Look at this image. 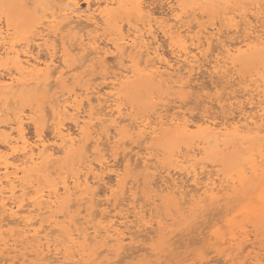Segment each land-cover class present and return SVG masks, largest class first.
<instances>
[{"label":"bare ground","instance_id":"6f19581e","mask_svg":"<svg viewBox=\"0 0 264 264\" xmlns=\"http://www.w3.org/2000/svg\"><path fill=\"white\" fill-rule=\"evenodd\" d=\"M81 1L34 0L36 12L27 13L30 31L37 35L22 42L27 31L19 30L0 0V264H116L127 253L124 259L132 251H145L140 238L150 241L151 233L160 236L155 243L161 248L134 257L140 264H165L162 253L174 236L184 234L179 230L221 208L226 212L219 221L223 226L208 219L210 230L218 228L208 232L210 238L202 231L221 262L224 257V264L240 263L237 255L247 249L252 219L257 220L253 237L258 243L249 244L264 247V72L259 70L264 65V0H164L169 13L157 12L158 0ZM201 4L206 8L198 15L194 6L201 9ZM205 12L212 20L203 21ZM242 65L254 79L235 78ZM203 71L213 87L202 86L201 80V86L195 85ZM219 85L233 94L225 91L228 97L213 98L209 92ZM162 89L178 95V106L168 110L163 104L157 110L159 104H154L152 115L151 109L136 117L125 102L138 91L153 95ZM198 98L217 112L206 111L208 106L203 115L197 112L199 117L181 111ZM20 102L29 106L30 115L18 108ZM245 104L256 110L247 111ZM28 125L35 129L33 138ZM149 142L164 150L166 162ZM197 142V153L177 155L180 145L185 150ZM236 142L247 154L239 153L246 157L230 166L226 176L215 166L208 170L206 162L201 165L213 146ZM132 145L138 149L134 154ZM121 154L123 174L109 161ZM173 158L181 165L176 163L175 172L165 168ZM109 175L115 176L114 185L107 183ZM140 189L153 194L145 203ZM158 201L174 208L169 219L154 216ZM179 219L176 233L172 226ZM166 220L173 223L165 225ZM203 247L193 254L208 250ZM254 250V260L246 257L244 263L264 264V252Z\"/></svg>","mask_w":264,"mask_h":264},{"label":"rangeland","instance_id":"374dc122","mask_svg":"<svg viewBox=\"0 0 264 264\" xmlns=\"http://www.w3.org/2000/svg\"><path fill=\"white\" fill-rule=\"evenodd\" d=\"M31 1V2H30ZM81 1V0H80ZM159 1V2H158ZM157 1V4H155L156 6H157V12L158 13H166V12H168L169 13V9H167L168 8V5L167 6H165L164 5V3L165 2H167L166 0H165V2H164V0H162V1H160V0H158ZM6 2V3H5ZM11 2V4H9ZM15 2V3H14ZM14 2H13V0H2V3L3 4H5V5H3L2 7H3V9H5V10H8V11H10L11 13H12V16H13V18H14V20H15V22H16V24L17 25H19V30L21 29V31H24V30H26L27 31V34L24 36V39L22 38L21 39V41L22 42H26L27 41V39H28V37H30L29 39L31 40V38L32 37H34V36H36L37 34H36V32H34V31H30V26L31 25H29L30 24V14H34L35 12H36V4H33L34 3V0H14ZM25 2V3H24ZM30 2V3H29ZM160 2H162L161 4H160ZM164 2V3H163ZM22 3H23V5H22ZM36 3V2H35ZM81 4H82V6L83 7H85V5L83 4V2L81 1L80 2ZM159 3V4H158ZM162 5V6H161ZM25 7V8H24ZM28 7V8H27ZM162 7V8H161ZM196 7H199L198 5H196V6H194V8L196 9V13H197V11L199 12V13H197L198 15H200V12H204V10H205V8H206V5H204V4H201V6H200V8L201 9H198V8H196ZM19 8V9H18ZM21 8V9H20ZM159 8V9H158ZM204 8V9H203ZM27 10L26 12L25 11H23V10ZM155 9V10H156ZM188 9H190V8H188ZM19 10V11H18ZM32 10H33V12H32ZM23 11V12H22ZM31 13H30V12ZM207 11V10H206ZM30 13V14H28V13ZM209 13H210V11H208ZM209 13H207V12H205L204 13V17H203V21H209V20H212L211 18H212V16L209 14ZM27 14L29 15V16H27ZM0 15H1V12H0ZM208 15H209V17H208ZM19 18H21L20 20H19ZM22 20V21H21ZM21 22V23H20ZM20 23V24H19ZM27 38V39H26ZM161 40V41H160ZM21 42V43H22ZM159 42H160V44L162 45V47L163 48H165V51L167 50L168 51V53H169V46L167 47V45H168V42L162 37V35H160V37H159ZM166 43V45H164ZM166 51V52H167ZM238 67V66H237ZM240 68V69H239ZM239 68H236L237 70H236V73H237V76L235 75V78H239V77H241L240 79H242V81H244L247 77H246V75L248 76V78L246 79L247 81H249L248 79L250 78V74H249V70L247 69V67L246 66H244V65H242L241 67H239ZM238 70H240V71H238ZM248 71V74H247V71ZM259 70L260 71H263L264 72V65H262V66H260V68H259ZM238 72H239V74H238ZM203 73V74H202ZM202 73H199V74H202V75H199V79H198V77H195L194 76V79H198V80H196L195 81V85L196 86H201L200 84V80H201V82H202V86L204 85V83H205V85L206 84H208L207 86H209V87H213L212 85H211V83H208V82H210V80L208 79V81H206L204 78H205V76L207 77V74L206 75H204L205 73H204V71L202 72ZM243 74V75H242ZM251 74H253V73H251ZM203 77L202 79H204L203 81H202V79H201V77ZM245 76V77H244ZM255 75H253V77H254ZM252 76H251V78L250 79H254ZM244 78V79H243ZM207 79V78H206ZM240 79H235V82H236V84L237 83H239L241 80ZM239 82H238V81ZM198 81V82H197ZM196 82L198 83V85L196 84ZM204 82V83H203ZM245 82V81H244ZM210 84V85H209ZM204 85V86H205ZM236 89H239V87L236 85ZM235 89V90H236ZM224 88L222 87L221 88V85H219V87H216V90H215V88L214 89H212V90H210L211 92H209V94L213 97V98H221V97H223L224 95L223 94H226V96H224V98L225 97H228V94L227 93H230V94H233L232 92H231V90L229 89V91H228V89L227 90H224ZM214 91V92H213ZM217 91V92H216ZM220 91V92H219ZM227 93H226V92ZM239 91H240V89H239ZM169 92H171V91H168V90H166V89H162V90H160L159 92H158V94L157 93H154L153 95H151V92H147V91H138L135 95H132L131 97H129V98H126L125 99V102H126V104L127 105H129L130 107H131V113L133 114V115H135L136 117L138 116V117H141L142 115L143 116H145L146 115V113H144L143 114V111L145 110V111H147V113H148V111L149 110H151V111H149V115H152L151 113L152 112H154V108H153V106H154V104H156V105H158V106H154V107H156V109L157 110H160L161 108H160V106H162L163 104H165L166 105V109L167 108H169L168 110H170L171 109V107L173 106V107H176V106H178V101H176L177 99H176V97L178 96H176V94L175 93H173V91L171 92V95L173 96H171L170 95V93ZM224 92V93H223ZM221 93V94H220ZM240 93V92H239ZM239 93H237L236 92V95H242L243 93H241V94H239ZM167 94H169L170 95V97H169V95H167ZM196 95H197V93H195ZM218 94V95H217ZM220 95H222L221 97H220ZM151 96L153 97V96H155V97H153L154 99H151ZM157 96V97H156ZM162 96V97H161ZM233 96V95H232ZM239 96V97H240ZM243 96V95H242ZM241 96V97H242ZM158 97H160V98H158ZM167 97V98H166ZM240 97V98H241ZM157 98H158V100H157ZM166 101V99H167V101L166 102H164V100ZM201 98H203V97H201ZM175 101H174V100ZM243 99V98H242ZM169 100V101H168ZM191 100V99H190ZM189 100V104L187 103H185V105L182 107V112H183V109H184V113H192L194 116L196 115L195 113H197L198 111V113L200 114V115H203L202 114V112H204V108H206V106H208L207 108H206V111H207V109L210 111V110H212L213 108L212 107H214V109H216L217 107L216 106H213L212 104V106L211 105H204V103H202V102H204L205 101V99H201L200 100V98H198V100H195V102L193 101V99H192V101H190ZM172 101H173V103H172ZM198 101V102H197ZM201 101V102H200ZM159 102V103H158ZM163 102V103H162ZM170 102V103H169ZM190 102H193V104L192 103H190ZM129 103V104H128ZM161 103V104H160ZM168 103V104H167ZM200 103H202L201 105H199ZM21 104V105H20ZM176 104V105H175ZM199 106H198V105ZM208 104H210V103H208ZM214 104V103H213ZM126 105V106H127ZM169 105H171V107L169 106ZM191 105V106H190ZM194 105L196 106V108L197 107H202L201 109L203 110V111H201V109L199 108V109H196L195 107H194ZM215 105V104H214ZM248 104H245V108H246V110L247 111H251L253 108L252 107H250L249 108V105L247 106ZM18 108L19 109H21V110H25L24 112H25V114L26 115H30V108H29V106L27 107V105H24V104H22L21 102L20 103H18ZM129 106H127L128 108H130ZM169 106V107H168ZM205 106V107H204ZM209 106H211V107H209ZM11 107H14V106H11ZM146 107H148V109H146ZM172 107V108H173ZM186 107V108H185ZM194 107V108H193ZM248 107V108H247ZM139 108V109H138ZM160 108V109H159ZM190 110H189V109ZM212 108V109H211ZM134 109V110H133ZM213 109V110H214ZM210 111V112H214V111ZM254 110H256L255 108L252 110L253 112H254ZM134 113H133V112ZM140 112V113H138V112ZM28 112V113H27ZM194 112V113H193ZM217 112V110L214 112V113H216ZM198 113H197V117H199L198 116ZM138 114V115H137ZM139 114H142V115H139ZM205 114V113H204ZM32 125V124H31ZM31 125H28L27 127H26V132H28V136L30 137L31 136V138H33L34 136H35V129L31 126ZM31 129H29V128ZM32 127V128H31ZM28 128V129H27ZM47 128H48V130H47ZM47 128H45V130L48 132H50V130H49V124H48V126H47ZM29 130V131H28ZM30 132L32 133L33 132V134H30ZM48 132V133H49ZM47 133V134H48ZM148 144H151V145H153L154 146V148H156L157 146L160 148V146L158 145V144H156L155 142H149ZM200 144L197 142V143H193L192 144V146L190 145V147H188V149L187 148H185V150H184V144H182V145H180V151H181V153L183 154V155H180V154H178L177 153V155H179V156H187V155H192L194 152L195 153H197L198 151H196L199 147H201V146H199ZM239 143H237L236 142V144L235 143H233V145L232 144H230V145H228V147L227 146H213V149L212 148H210V149H212V152L209 154V156H205L203 159L201 158V156H199L198 158L199 159H202L201 161H200V163H201V165H203V163H205L206 162V166L205 165H203V166H205V167H208L207 169L208 170H210V167L212 166H215V170H217L218 172H220V174L223 176H226L227 174H228V171H229V168H230V166H232L233 164H241V161H239L240 163H237L236 161H238V160H241V158L243 159V158H245L246 156V154H247V150H245V149H243V147L240 145ZM234 146V147H233ZM236 146H238L240 149H238V147L236 148ZM248 146V145H247ZM129 147H131V146H129ZM129 147H128V149H129ZM134 146L132 145V147H131V151H132V153L134 154L135 152H136V150H138L137 148H133ZM158 147H157V149H154L155 150V152H158L160 149H158ZM198 147V148H197ZM221 148V149H218V148ZM232 147V148H231ZM162 148V147H161ZM183 148V150H181ZM191 148H192V151H190L191 150ZM217 150H216V149ZM231 148V149H230ZM136 149V150H135ZM190 149V150H189ZM228 149V150H227ZM230 149V150H229ZM130 150V149H129ZM188 151V154H186V152ZM135 151V152H134ZM164 150H160L159 151V153L161 154V160H164L165 162H166V160H167V157L165 156L166 154H165V152H163ZM186 151V152H185ZM223 151V152H222ZM243 151H244V154H242V156H239L241 153H243ZM235 152V153H234ZM241 152V153H240ZM190 153V154H189ZM240 153V154H239ZM122 155V154H121ZM162 155H164V156H162ZM124 155H122V156H118V160H116V162L113 160V159H111L112 157H110V159H109V161H110V164H111V168L112 169H119V170H121L120 172L123 174V167H124V160H123V157ZM237 156V157H236ZM164 157V158H163ZM120 158V159H119ZM177 158V157H176ZM179 159L181 160L182 159V157H179ZM207 160V161H206ZM243 161V160H242ZM115 162V163H114ZM120 164H119V163ZM172 162H174L175 164L173 165V163ZM176 163H177V160L175 159V158H173L172 159V161L170 160V161H168V164H164L165 165V168L167 169V168H169L172 172H175V171H177L179 168H181V165H179L178 163H177V166L179 167H177L176 166ZM215 163V164H214ZM243 163V162H242ZM113 164V165H112ZM170 164V165H169ZM208 164V165H207ZM116 165V166H115ZM118 165H119V167H118ZM173 165V166H172ZM211 165V166H210ZM176 167V170H174L175 169V167ZM216 166L217 167H220V170H218L217 168H216ZM121 167V168H120ZM212 167H211V169H212ZM164 169V168H163ZM168 170V169H167ZM174 170V171H173ZM111 176V177H110ZM223 176V177H224ZM115 178V176L114 175H109V176H107V178H106V180H107V183H109V185H114L113 183H115L117 180H116V178ZM131 178V179H130ZM127 179H129V183H130V181H132V176L131 177H129V178H127ZM110 180V181H109ZM111 180H113V181H111ZM110 183H112V184H110ZM106 189V188H105ZM103 190V188H101V190H100V192L103 190V193L101 192V194H104L103 196H109V192L107 191V190ZM142 189V188H141ZM141 189L139 190V192L141 191ZM247 190H248V193H249V189H246V193H247ZM250 190H252V188L250 189ZM255 190V189H254ZM106 191V192H105ZM142 192V191H141ZM139 193V197L142 199V201H144V203H145V200H146V198H147V196L148 195H153L152 193L150 194V192L149 193H147V194H145L146 192H145V190L143 191V193ZM148 192V191H147ZM254 192H252V194H253ZM251 194V193H250ZM249 194V195H250ZM251 194V195H252ZM145 196V197H143V196ZM102 195H101V197L102 198H105V197H103ZM138 197V198H139ZM151 198V196L149 197V198H147V199H150ZM141 199L139 200L140 201V203L142 202L141 201ZM144 203H142V204H144ZM157 203H159V205H160V209H162L161 211L163 212L162 214H160L161 213V211H160V209L159 208H157V211H159L158 213H159V215H158V213L156 214L155 213V215L154 216H158V219L160 218V219H162L161 218V216L164 218V219H169V217H168V215L169 214H171V211H172V214H174L173 213V211H174V208L172 207V209L170 208V206L166 203V202H164V201H162V202H160V201H158ZM164 203V204H163ZM245 203V202H244ZM159 205H157V207H159ZM165 207V208H164ZM171 209V210H170ZM220 209V208H219ZM170 210V211H169ZM218 211H220V210H217V212L216 211H214V212H212V214L214 215H212L213 216V221H212V216L211 215H208L206 218H204V219H202V220H199V221H201V223L200 224H198V222H196V224L197 225H195V224H193L191 227H190V229H185V231H183L182 229L181 230H179V228H180V224L182 223V221L179 219V220H176L174 223L173 222H169V221H165V225H171L172 223H173V226H172V229H176V233H177V231L179 230V232H178V234H183L182 236H172L173 238H172V241H174L175 239H176V242H174V244L172 245V241H170L171 243V246H170V248H172V247H174V248H172V249H174V250H172V249H167L166 251H164L162 254H165L164 256H165V258L163 257V255H162V260H165L164 262H165V264H177L178 262L179 263H184V264H188V263H190V261H191V263L190 264H192V262L194 261V259H197L196 261H198V263L197 262H195L194 261V263L193 264H201V262H202V264H224L225 263V260H224V257L222 258V262H221V257H219L220 256V254L219 253H216L215 254V252H214V250H215V247H214V249L213 248H211V246H209L208 244H206V243H208L209 242V244H210V242L212 243V240H209V238L211 237H209V235L210 234H212V232H214L217 228H218V225H216L215 227H212V229L210 230V228L208 227V226H213V224L211 223L210 224V221L211 222H213V223H215V220H217L218 221V223L220 224V225H222L221 224V222H219V221H222V218H224V217H226L225 215H223L222 213L223 212H225V209L222 211V208H221V211H220V213H221V215H223L222 217H221V215L220 214H217L218 213ZM166 212V213H165ZM165 214V215H164ZM225 214H226V212H225ZM160 216V217H159ZM211 216V217H210ZM209 217V218H208ZM216 217H217V219H216ZM221 219H220V218ZM132 218V217H131ZM130 218V219H131ZM157 218V217H156ZM215 218V219H214ZM219 218V219H218ZM210 221H209V220ZM225 219V218H224ZM253 220V219H252ZM249 221V222H247V232H249L248 234H251L250 236H249V239H250V241L252 240V243L253 242H255L257 239H255V237H253L255 234H258V233H256V231H254V230H256L257 228L255 227V226H257V225H253L254 223H256V221L257 220H253V221ZM59 221V220H58ZM61 221V220H60ZM209 221V224H207L206 225V223ZM206 222V223H205ZM177 223V224H176ZM180 223V224H179ZM202 224H203V226H202ZM134 224H132V226H133ZM175 225V226H174ZM177 225V226H176ZM183 225V224H182ZM201 225V226H200ZM219 225V226H220ZM131 226V225H130ZM129 226V227H130ZM131 226V227H132ZM205 226V227H204ZM207 226V227H206ZM223 226V225H222ZM221 226V227H222ZM198 227H200V228H198ZM251 227H253V229L251 230ZM260 227V226H259ZM182 228V227H181ZM204 228V229H203ZM224 228V227H223ZM222 228V229H223ZM134 230V228H130V231L131 230ZM199 229V230H198ZM226 229V228H225ZM131 231L132 233L135 231ZM188 232H187V231ZM195 230H197V233H196V231ZM200 230H201V232H200ZM206 230H208V231H206ZM190 231H194V232H192V234H191V232ZM204 232V234H205V232H209L208 234L206 233V236L208 235V239H206L207 240V242L206 241H204V239L205 238H207L206 236H205V238H204V235H203V232ZM212 231V232H211ZM224 231V230H223ZM226 231V230H225ZM136 232V231H135ZM182 232V233H181ZM190 232V233H189ZM255 232V233H254ZM199 233L201 234V235H199ZM187 234H188V236H187ZM190 234V235H189ZM197 235V236H194V235ZM151 235H152V239H150V241H148L149 239H142V238H140L142 241H141V244L140 245H142L143 244V242H145L143 245H142V248L144 247H146V250L145 251H140L139 249V251L140 252H137V254H136V252H135V254L136 255H134L133 253H134V251H129V252H131L132 254H133V257H132V254H131V257L133 258V260H132V258L131 259H129V257H127V259H124V258H126L125 256H128L129 255V253H125V254H123V255H125V256H121L119 259H117V262H116V264L118 263V261H121V262H119V264L121 263V264H125V263H127V264H133V263H135V262H137L136 264H140V262H139V259H137L136 257L138 256V255H140V254H145V253H147L148 255L151 253V251H150V249H152V248H155V249H160L161 247H160V243L158 244V243H155L156 241L158 242V240H160V236H158L157 234L155 235L154 233H151ZM153 235H155V236H158V237H154ZM177 235V234H176ZM186 235V238L184 237ZM194 237V241H195V243H194V241L193 240H191V237ZM261 235L259 234V237H260ZM154 237V238H153ZM201 237H203V238H201ZM258 237V238H259ZM262 237V236H261ZM179 238H180V241L179 242H177V239L179 240ZM187 238H189L188 240H187ZM184 239H186V240H184ZM193 239V238H192ZM197 241H196V240ZM201 240V242L199 243V240ZM255 239V240H254ZM260 239V238H259ZM155 240V241H154ZM182 240H184V241H182ZM191 240V241H190ZM147 241H148V243H147ZM193 241V242H192ZM214 241V240H213ZM250 241H247L248 243H246L244 246H243V248L244 247H246V245H247V249L246 248H244V249H242V250H244V252H243V254L241 255V257H240V255H237V256H239V259L240 258H242V259H240L239 261H240V263L239 262H237L238 260H236L235 262H237V263H239V264H245V263H247V260H245V259H247L248 258V262H252L254 259H253V256H254V254L256 253H254V252H252L255 248H264L263 246H261V247H258L259 245H254V247L255 248H253V245H251V244H249L250 243ZM182 242V243H181ZM191 242V243H190ZM257 243H258V241H256ZM255 242V243H256ZM185 243V244H184ZM188 243H189V246H188ZM197 243H199L198 245H197ZM149 244V245H148ZM158 244V245H157ZM181 244L183 245V249L182 248H180L179 246H181ZM204 244H206V245H208L209 246V248H208V250L206 249V247L204 248L203 246H204ZM250 245V246H249ZM178 247V248H177ZM182 247V246H181ZM184 247H186V248H184ZM187 247H189V249H187ZM201 247H203V250L204 249H206V250H204V252H206V253H208L209 252V250H210V254L208 253V254H205L204 252V254L203 253H201L202 251H200V253L199 254H196V256L194 255L196 252H197V250H198V252H199V250H200V248ZM175 248H176V251H175ZM179 248L180 249H182V250H179ZM221 248H223V246L221 247ZM136 248H134V250H135ZM259 249L258 250H256V251H259ZM137 250V249H136ZM185 250H187L186 252H185ZM241 250V251H242ZM248 252H250V253H248ZM254 250V251H255ZM168 251V252H167ZM175 251V252H174ZM181 251H182V253H181ZM183 251L185 252V254L183 253ZM196 251V252H195ZM240 251V253L239 252H236V253H234L235 254V256H236V254H241L242 252ZM246 251V252H245ZM166 252V253H165ZM178 252H180V253H178ZM191 252V253H190ZM252 252V253H251ZM263 253L264 252V249H263V251H262V249L259 251V252H257V254L258 253ZM170 253V254H169ZM178 254V257H176V255ZM194 253V254H193ZM168 254V255H167ZM192 254V255H191ZM219 254V255H218ZM250 255V256H252V257H250V259H249V257L247 256V255ZM146 255V254H145ZM148 255H146V256H148ZM193 255H194V257H193ZM198 255V256H197ZM203 255V256H202ZM205 255H208V256H205ZM214 255H216V256H214ZM244 255V256H243ZM134 256H136V257H134ZM168 256V257H167ZM170 256V257H169ZM180 256V257H179ZM184 256V257H183ZM205 256V257H204ZM219 257V259H218V257ZM221 256H222V254H221ZM243 256V257H242ZM255 256H256V254H255ZM255 256H254V258H255ZM166 257H167V259H166ZM176 257V258H175ZM203 259V257H204V260H205V262H204V260H202L201 258ZM247 257V258H246ZM134 258H136V260L134 261ZM174 259V260H172V259ZM185 258H186V260H185ZM192 258V259H191ZM207 258V259H206ZM214 258V259H213ZM124 259V263H123V260ZM189 259V260H188ZM213 261H212V260ZM245 260V263H244V260ZM177 260V261H176ZM181 260V261H180ZM200 260V261H199ZM210 260V261H209ZM215 260V261H214ZM218 260L220 261L219 263H218ZM224 260V261H223ZM133 261V262H132ZM171 261H174V262H171ZM185 261H186V263H185ZM212 261V262H211ZM210 262V263H209ZM182 263V264H183ZM236 263V264H237ZM229 264V263H228Z\"/></svg>","mask_w":264,"mask_h":264}]
</instances>
